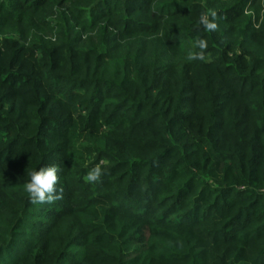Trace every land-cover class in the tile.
Segmentation results:
<instances>
[{
    "label": "trees",
    "instance_id": "trees-1",
    "mask_svg": "<svg viewBox=\"0 0 264 264\" xmlns=\"http://www.w3.org/2000/svg\"><path fill=\"white\" fill-rule=\"evenodd\" d=\"M0 264H264V0H0Z\"/></svg>",
    "mask_w": 264,
    "mask_h": 264
},
{
    "label": "clouds",
    "instance_id": "clouds-1",
    "mask_svg": "<svg viewBox=\"0 0 264 264\" xmlns=\"http://www.w3.org/2000/svg\"><path fill=\"white\" fill-rule=\"evenodd\" d=\"M199 23L206 32H216L219 28L217 23V13L215 11H207L200 14ZM208 41L206 39H198L193 45V49L189 50L186 55L187 61L200 60L206 61V50ZM198 49V50H196ZM59 168L56 165L41 167L39 170H33L29 173L30 181L24 185V189L33 204H52L63 198V189H57L59 183ZM104 171L100 164L92 167L84 176L86 183H98L101 181Z\"/></svg>",
    "mask_w": 264,
    "mask_h": 264
}]
</instances>
